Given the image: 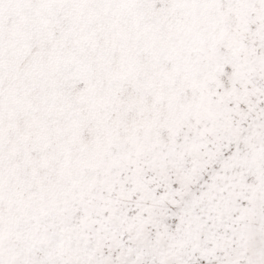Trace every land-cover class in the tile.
Segmentation results:
<instances>
[{
  "label": "snow or ice",
  "instance_id": "6c2138e0",
  "mask_svg": "<svg viewBox=\"0 0 264 264\" xmlns=\"http://www.w3.org/2000/svg\"><path fill=\"white\" fill-rule=\"evenodd\" d=\"M0 264H264V0H0Z\"/></svg>",
  "mask_w": 264,
  "mask_h": 264
}]
</instances>
